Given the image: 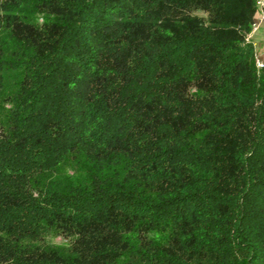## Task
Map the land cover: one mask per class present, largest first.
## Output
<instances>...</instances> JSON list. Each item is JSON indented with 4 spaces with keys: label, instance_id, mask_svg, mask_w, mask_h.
<instances>
[{
    "label": "trees",
    "instance_id": "obj_1",
    "mask_svg": "<svg viewBox=\"0 0 264 264\" xmlns=\"http://www.w3.org/2000/svg\"><path fill=\"white\" fill-rule=\"evenodd\" d=\"M257 0H0V264H264Z\"/></svg>",
    "mask_w": 264,
    "mask_h": 264
},
{
    "label": "crops",
    "instance_id": "obj_2",
    "mask_svg": "<svg viewBox=\"0 0 264 264\" xmlns=\"http://www.w3.org/2000/svg\"><path fill=\"white\" fill-rule=\"evenodd\" d=\"M256 22L257 26L252 28L249 38L254 44L257 58L264 62V19Z\"/></svg>",
    "mask_w": 264,
    "mask_h": 264
},
{
    "label": "built area",
    "instance_id": "obj_3",
    "mask_svg": "<svg viewBox=\"0 0 264 264\" xmlns=\"http://www.w3.org/2000/svg\"><path fill=\"white\" fill-rule=\"evenodd\" d=\"M257 4H258V11L256 13V21L263 20L264 19V0H257ZM256 26H257V22L253 24V27H256ZM256 65L258 67H261L264 65V62L260 59H257Z\"/></svg>",
    "mask_w": 264,
    "mask_h": 264
}]
</instances>
